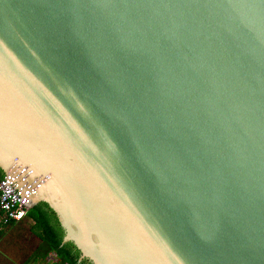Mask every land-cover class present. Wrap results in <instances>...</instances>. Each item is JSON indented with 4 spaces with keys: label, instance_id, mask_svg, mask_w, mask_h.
Instances as JSON below:
<instances>
[{
    "label": "water",
    "instance_id": "95a60500",
    "mask_svg": "<svg viewBox=\"0 0 264 264\" xmlns=\"http://www.w3.org/2000/svg\"><path fill=\"white\" fill-rule=\"evenodd\" d=\"M0 180L91 264H264V0H0Z\"/></svg>",
    "mask_w": 264,
    "mask_h": 264
},
{
    "label": "crops",
    "instance_id": "0c3cea01",
    "mask_svg": "<svg viewBox=\"0 0 264 264\" xmlns=\"http://www.w3.org/2000/svg\"><path fill=\"white\" fill-rule=\"evenodd\" d=\"M0 264H63L42 240L34 220L0 227Z\"/></svg>",
    "mask_w": 264,
    "mask_h": 264
},
{
    "label": "trees",
    "instance_id": "16d2710c",
    "mask_svg": "<svg viewBox=\"0 0 264 264\" xmlns=\"http://www.w3.org/2000/svg\"><path fill=\"white\" fill-rule=\"evenodd\" d=\"M4 172L0 169V178ZM39 231L42 240L49 246L50 252L56 253L63 264H91L88 260L79 261L80 252L73 243L62 244L64 231L60 226L55 213L45 202H39L30 208L28 213Z\"/></svg>",
    "mask_w": 264,
    "mask_h": 264
},
{
    "label": "built area",
    "instance_id": "2783aa9c",
    "mask_svg": "<svg viewBox=\"0 0 264 264\" xmlns=\"http://www.w3.org/2000/svg\"><path fill=\"white\" fill-rule=\"evenodd\" d=\"M28 208L0 180V227L27 217Z\"/></svg>",
    "mask_w": 264,
    "mask_h": 264
},
{
    "label": "flooded vegetation",
    "instance_id": "af4514ba",
    "mask_svg": "<svg viewBox=\"0 0 264 264\" xmlns=\"http://www.w3.org/2000/svg\"><path fill=\"white\" fill-rule=\"evenodd\" d=\"M3 172V171H2Z\"/></svg>",
    "mask_w": 264,
    "mask_h": 264
}]
</instances>
